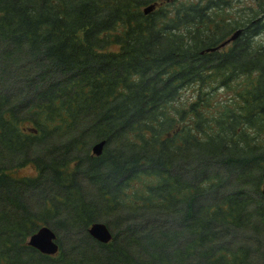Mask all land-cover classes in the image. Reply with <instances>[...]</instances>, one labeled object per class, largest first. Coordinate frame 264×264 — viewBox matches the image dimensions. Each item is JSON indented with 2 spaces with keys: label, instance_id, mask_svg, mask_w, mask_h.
Here are the masks:
<instances>
[{
  "label": "trees",
  "instance_id": "16d2710c",
  "mask_svg": "<svg viewBox=\"0 0 264 264\" xmlns=\"http://www.w3.org/2000/svg\"><path fill=\"white\" fill-rule=\"evenodd\" d=\"M262 32L264 0H0V264H264Z\"/></svg>",
  "mask_w": 264,
  "mask_h": 264
},
{
  "label": "water",
  "instance_id": "95a60500",
  "mask_svg": "<svg viewBox=\"0 0 264 264\" xmlns=\"http://www.w3.org/2000/svg\"><path fill=\"white\" fill-rule=\"evenodd\" d=\"M154 3L147 4L143 6L142 10L145 12L151 9ZM240 32L239 28L234 29L225 39L215 46L207 47L206 49L212 50L219 46H222L226 42L234 39ZM104 144V139H100L91 144L90 150L95 155L101 152L102 146ZM88 234L100 242H106L111 238V231L109 227L103 221L95 220L89 223L87 227ZM26 242L28 245L34 247L41 253L53 254L57 251V242L55 232L47 224H41L36 227V229L31 232Z\"/></svg>",
  "mask_w": 264,
  "mask_h": 264
},
{
  "label": "rangeland",
  "instance_id": "374dc122",
  "mask_svg": "<svg viewBox=\"0 0 264 264\" xmlns=\"http://www.w3.org/2000/svg\"><path fill=\"white\" fill-rule=\"evenodd\" d=\"M257 39L258 40H260V41H263L264 42V32H262L261 34H259L258 36H257ZM30 168L29 167H24V168H21L20 169V172H22V173H24V172H29L30 170H29ZM43 224H46V223H43ZM107 225V224H106ZM49 226V225H48ZM108 226V225H107ZM112 228V227H111ZM110 229V228H109Z\"/></svg>",
  "mask_w": 264,
  "mask_h": 264
}]
</instances>
